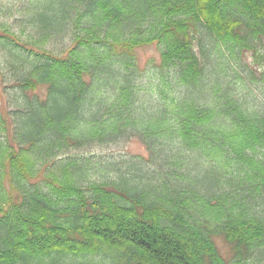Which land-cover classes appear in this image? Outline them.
Masks as SVG:
<instances>
[{"label": "trees", "instance_id": "trees-1", "mask_svg": "<svg viewBox=\"0 0 264 264\" xmlns=\"http://www.w3.org/2000/svg\"><path fill=\"white\" fill-rule=\"evenodd\" d=\"M31 3L20 37L0 26L16 106L0 111V264L264 258V110L216 71L264 63V0ZM59 37L63 52L44 48ZM150 45L162 79L142 96L137 51ZM132 138L158 175L94 180L87 160L59 158Z\"/></svg>", "mask_w": 264, "mask_h": 264}, {"label": "rangeland", "instance_id": "rangeland-1", "mask_svg": "<svg viewBox=\"0 0 264 264\" xmlns=\"http://www.w3.org/2000/svg\"><path fill=\"white\" fill-rule=\"evenodd\" d=\"M33 1L0 0V26L9 28L11 32L20 37L22 20L28 18ZM68 44V38L59 37L53 39L44 48L61 53ZM2 53H0V58ZM159 61V52L155 45L146 46L137 51L136 78L142 96H150L151 92L156 90L161 83L162 78L157 69ZM233 62L229 63L227 59H223V64L218 63L216 66L217 73L220 77L228 79L236 96L246 97L250 106H254L253 108L257 110H264V63L255 64L250 54L237 57ZM13 80L9 64L3 60L0 67V111L5 113L16 111L13 101L14 89L11 87ZM36 92L40 97H44L46 90L40 88ZM59 158L60 160L67 158L87 160L88 175L94 180L111 178L117 170L129 177L135 172L138 174V171L155 175H158L159 171L158 165L152 162L150 150L137 138L128 141L120 139L103 145L94 144L83 149L65 150L59 154ZM109 166L116 167L113 169ZM217 243L222 246L220 240H217ZM256 264H264V258L257 260Z\"/></svg>", "mask_w": 264, "mask_h": 264}]
</instances>
